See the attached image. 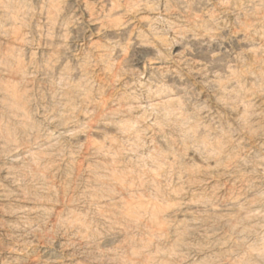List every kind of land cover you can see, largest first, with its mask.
<instances>
[{
    "label": "rangeland",
    "instance_id": "obj_1",
    "mask_svg": "<svg viewBox=\"0 0 264 264\" xmlns=\"http://www.w3.org/2000/svg\"><path fill=\"white\" fill-rule=\"evenodd\" d=\"M0 189V264H264V0H0Z\"/></svg>",
    "mask_w": 264,
    "mask_h": 264
},
{
    "label": "bare ground",
    "instance_id": "obj_2",
    "mask_svg": "<svg viewBox=\"0 0 264 264\" xmlns=\"http://www.w3.org/2000/svg\"><path fill=\"white\" fill-rule=\"evenodd\" d=\"M198 75H199V74H198ZM200 75H201V74H200ZM12 91H13V90H12ZM12 93H13V92H12ZM12 96L16 97L17 95L15 96V93H14V95L12 94ZM12 99H13V98H12ZM16 99H17V98H16ZM161 99H162V98H161ZM167 99H168V98H167ZM170 99H171V98H170ZM13 100H14V99H13ZM19 100H20V99H19ZM19 100H18V101H19ZM172 100H173V98H172ZM176 100H177V99H176ZM15 101H16V100H15ZM164 101H165V99H164ZM168 101H169V99L167 100V102H168ZM22 102H23V100H22ZM14 103H15V102H14ZM17 103H18V102H17ZM17 103H16V104H17ZM19 103H20V101H19ZM19 103L17 104L18 107H19ZM162 103H163V99H162V102H161V100H159V99H158L157 102H155V104H162ZM168 103H169V102H168ZM16 104H15V105H16ZM148 104H149V103H148ZM148 104H147V105H148ZM155 104H154V105H155ZM15 105H14V107H15ZM21 105H22V104H20V106H21ZM163 105H164V104H163ZM17 106H16V107H17ZM156 106H158V105H156ZM160 106H161V107H165V105H164V106L160 105ZM160 106H159V107H160ZM14 107H13V109H15ZM18 107H17V108H18ZM148 108H149V106H148ZM152 108H153V107H152ZM154 108H155V106H154ZM18 109H21V108H18ZM146 109H147V108H146ZM155 110H156V109H155ZM16 111H18V110H16ZM10 134H11V133H10ZM10 134H9V135H10ZM6 135H7V134H6ZM64 136H65V134H64ZM54 146H55V145H54ZM31 157H32V156H31ZM96 176H97V175H96ZM102 177H104V176H102ZM106 177H108V176H106ZM106 177H105V178H106ZM4 178H5V177H4ZM95 179L98 180L96 177H95ZM99 179H100V178H99ZM17 180H18V179H17ZM92 180H94V179H92ZM12 183H13V182H12ZM14 183H15V182H14ZM16 184H17V183H16ZM107 186H108V184H107ZM109 186H110V185H109ZM120 187H122V186H121V183H120ZM1 189H2V188H1ZM1 189H0V193L3 192V190L1 191ZM6 193H7V192H6ZM6 193H4V194H6ZM2 194H3V193H2ZM2 194L0 195L1 197H2ZM4 194H3V195H4ZM14 194H15V193H14ZM12 195H13V194H12ZM5 199H6V198H5ZM114 199H115V198H114ZM96 202H97V201H96ZM103 202H104V201H103ZM110 202H111V201H110ZM110 204H111V203H110ZM116 204H118V203L115 202V204H113V205H116ZM139 205H140V204H139ZM29 206H30V205H29ZM37 206H38V205H37ZM116 206H117V208H118L119 205H116ZM137 206H138V205H137ZM30 207H31V206H30ZM138 207H139V206H138ZM35 208H37V207H34L33 210H36ZM39 208H40V207H39ZM42 208H43V207H42ZM117 208H116V209H117ZM29 209H30V208H29ZM110 209H111V208H110ZM116 209H114V210H116ZM127 209H128V208H127ZM127 209H126L125 211L120 212V213H121V216L126 217V219H127V217H131V218L133 217L132 219L137 218L136 214L131 213V212H130V209H128V210H127ZM22 210H23V209H22ZM37 210H38V208H37ZM37 210H36V211H37ZM114 210L112 211V212H113V215L115 214V216H116V214H118V217H119V214H120V213H116L117 210H116V211H114ZM131 210H132V209H131ZM135 210H136V209H135ZM24 211H25V210H24ZM36 211H35V212H36ZM119 211H120V209H119ZM119 211H118V212H119ZM158 211H159V210H158ZM19 212H20V211H19ZM21 212H22V211H21ZM26 212H27V206H26ZM31 212H32V211H31ZM112 212H111V213H112ZM114 212H115V213H114ZM137 212H138V210H137ZM29 213H30V210H29V212H28V215H29ZM33 213H34V211H33ZM38 213H39V211H38ZM25 214L27 215V213H25ZM31 214H32V213H31ZM35 214H36V213H34V215H35ZM40 214H42V213H40ZM100 214H101V213H100ZM138 214H139V213H138ZM154 214H155V213H154ZM101 215H102V214H101ZM102 216H103V215H102ZM104 216H105V215H104ZM121 216H120V217H121ZM154 216H155V215H154ZM195 216H196V214H195ZM124 217H121V218L124 219ZM192 217L194 218V214H193ZM20 218H21V217H20ZM24 218H25V217H24ZM128 219H129V218H128ZM194 219H195V218H194ZM79 220H80V219H79ZM80 221H81V220H80ZM71 222H72V221H71ZM85 223H86V222H85ZM71 225H73V223H72ZM76 225H77V224H76ZM81 225H82V223H81ZM81 225H80V226H81ZM82 228H83V227H82ZM84 228H85V227H84ZM87 228H88V226H87ZM87 228H86V230H87ZM90 234H91V233H90ZM87 235H89V234H87ZM92 235H93V234H92ZM90 236H91V235H90ZM79 238H80V237H79ZM82 238H83V237H82ZM88 238H89V237H88ZM88 238H87V239H88ZM82 242H83V241H82ZM79 243H80V242H79ZM86 243H87V242H86ZM77 247H78V246H77ZM79 247H80V246H79ZM87 247H88V245H87ZM83 249H84V248H83ZM131 264H132V263H131Z\"/></svg>",
    "mask_w": 264,
    "mask_h": 264
}]
</instances>
